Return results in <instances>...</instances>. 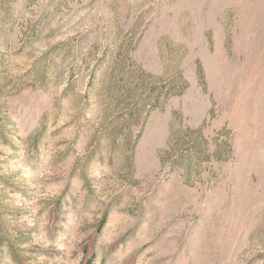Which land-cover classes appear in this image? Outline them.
<instances>
[{
    "label": "rangeland",
    "instance_id": "rangeland-1",
    "mask_svg": "<svg viewBox=\"0 0 264 264\" xmlns=\"http://www.w3.org/2000/svg\"><path fill=\"white\" fill-rule=\"evenodd\" d=\"M0 264H264V0H0Z\"/></svg>",
    "mask_w": 264,
    "mask_h": 264
}]
</instances>
